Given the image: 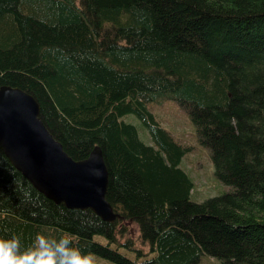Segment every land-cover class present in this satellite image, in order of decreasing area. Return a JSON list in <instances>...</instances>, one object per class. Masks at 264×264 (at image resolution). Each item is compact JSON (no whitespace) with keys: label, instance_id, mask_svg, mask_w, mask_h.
<instances>
[{"label":"trees","instance_id":"1","mask_svg":"<svg viewBox=\"0 0 264 264\" xmlns=\"http://www.w3.org/2000/svg\"><path fill=\"white\" fill-rule=\"evenodd\" d=\"M1 86L33 96L73 160L100 148L119 218L50 200L0 145V238L68 235L95 264H264V0H0ZM162 101L231 191L189 195Z\"/></svg>","mask_w":264,"mask_h":264},{"label":"water","instance_id":"2","mask_svg":"<svg viewBox=\"0 0 264 264\" xmlns=\"http://www.w3.org/2000/svg\"><path fill=\"white\" fill-rule=\"evenodd\" d=\"M39 115L32 95L0 87V144L16 169L55 202L89 206L106 222L119 218L105 199L108 176L99 147L88 160L70 162Z\"/></svg>","mask_w":264,"mask_h":264},{"label":"rangeland","instance_id":"3","mask_svg":"<svg viewBox=\"0 0 264 264\" xmlns=\"http://www.w3.org/2000/svg\"><path fill=\"white\" fill-rule=\"evenodd\" d=\"M173 105L176 106L172 101H162L155 104L150 111L160 122L161 126L165 128L169 133L170 129L174 130V137L177 140L173 136L172 137L176 142L179 141L186 147H189L191 149L189 153L190 155L188 154V157L194 164L190 162L189 158L182 159L181 164L182 168L189 174L193 184L197 186L193 194H191L192 197L202 202L203 200H206L208 198L219 196L231 191V187L222 184L216 179L213 174L207 150L206 152L200 153L201 150L205 149H203L199 145H197L196 149V143L194 142L189 125L180 114L174 113ZM181 114L186 117L183 112ZM168 121H170L171 123H169ZM194 149L196 150L193 152ZM189 169H191L192 172H190ZM192 182L190 181V184H192ZM196 192L199 193V198L194 197ZM126 225L130 228V235L132 236V239H135L137 236V227L130 222H127ZM93 240L100 244L104 242V239L99 236H94ZM97 261L98 264L108 263L100 259H97ZM197 264H219V261L207 256H202Z\"/></svg>","mask_w":264,"mask_h":264},{"label":"clouds","instance_id":"4","mask_svg":"<svg viewBox=\"0 0 264 264\" xmlns=\"http://www.w3.org/2000/svg\"><path fill=\"white\" fill-rule=\"evenodd\" d=\"M0 264H95V258L73 246L68 235L56 238L37 233L23 249L18 236L0 238Z\"/></svg>","mask_w":264,"mask_h":264},{"label":"bare ground","instance_id":"5","mask_svg":"<svg viewBox=\"0 0 264 264\" xmlns=\"http://www.w3.org/2000/svg\"><path fill=\"white\" fill-rule=\"evenodd\" d=\"M52 139H53V141L54 142H56V143H58L60 146H61V148H62V145L57 141V140H55L53 137H52ZM1 145V144H0ZM2 146V145H1ZM95 147H98V146H95ZM94 147V148H95ZM3 148V147H2ZM94 148L92 149V151L90 152V154L88 155V157L87 158H85V159H83V160H78V161H75V160H73L72 158H70L65 152H64V150H63V148H62V151H63V153L67 156V158H69L70 160H72V161H70V162H72V163H79V162H82V161H86V160H88L89 158H90V156H91V154H92V152L94 151ZM100 149V148H99ZM3 151H4V153H5V155L7 156V154H6V152H5V150H4V148H3ZM100 153H101V150H100ZM101 157H102V159H103V156H102V153H101ZM7 158L10 160V162L12 163V165L14 166V164H13V162L11 161V159L7 156ZM104 161V160H103ZM104 165H105V163H104ZM15 167V166H14ZM16 168V167H15ZM29 180V179H28ZM30 181V180H29ZM31 182V181H30ZM108 183V182H107ZM31 184L36 188V186L31 182ZM40 193H42V194H44L42 191H40L38 188H36ZM107 190V189H106ZM107 192V191H106ZM45 195V194H44ZM106 195V194H105ZM46 196V195H45ZM47 198H49L48 196H46ZM50 199V198H49ZM50 200H52V199H50ZM52 201H54V200H52ZM55 202V201H54ZM55 203H57V204H63L65 207H67V208H69V209H80V210H85V209H90L92 212H94L89 206H86V207H83V208H81V207H69V206H67L64 202H55Z\"/></svg>","mask_w":264,"mask_h":264}]
</instances>
